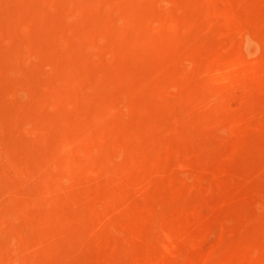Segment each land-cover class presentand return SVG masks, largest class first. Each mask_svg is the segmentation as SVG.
Returning <instances> with one entry per match:
<instances>
[{
	"label": "rangeland",
	"instance_id": "374dc122",
	"mask_svg": "<svg viewBox=\"0 0 264 264\" xmlns=\"http://www.w3.org/2000/svg\"><path fill=\"white\" fill-rule=\"evenodd\" d=\"M137 2L143 5L144 1ZM192 3L195 17L197 16L196 20L204 32L199 36L203 37L194 40L195 44L196 40L200 42L196 44L200 45H198L199 48L192 53L180 56L181 46L179 45L186 41V37L180 33L175 36L178 44L171 51L169 50L170 52L166 50V46H164L165 49H159L162 52H157L160 61L164 58L175 59L178 68V72L174 75L175 84L166 83L168 87L172 86L170 88L164 83L167 82L163 77L166 74L163 73L161 76L163 82L160 83L163 89L160 88L159 83L160 94L159 92L158 94L162 101L158 103L160 106L157 105V108H160H158L159 119L163 117L162 125L159 122L161 127L159 125L155 130L148 131L149 135L156 137L159 135L161 148L152 158L151 163L139 171L133 167L136 154L141 153L139 146L132 145L127 154H123L118 144L112 143L106 147V153H108L106 172H95L94 177L88 178L89 180L85 177L83 181L90 185H95L94 181L102 182L107 188L106 193L100 195L97 200L92 199L87 202H85L84 192L83 194L80 192L79 195H83L84 198L78 205L82 206V212L86 209L87 212L84 211L83 214L87 220L89 218V226L83 232L84 238L76 227L75 229L71 227L70 232L73 237L71 234L70 237L59 241L60 249L70 254L67 264L69 261L70 264L74 262L75 264H111V262L123 264L125 261L124 264H264V66L262 65L264 63V0H192ZM64 5V2H56L54 8L63 10ZM169 6L170 3L166 0H156L158 15L150 16V19H147V16L140 19V16L138 17L140 20L137 21L142 20L143 26L149 29L171 28L179 24L188 9L183 4L179 5L175 8L178 9L177 14L173 6ZM73 14L68 13L67 19L60 20L66 23L68 19L75 18L76 14ZM48 15L50 17L47 16L46 22L53 19L52 14ZM2 18L0 17V20ZM4 22L5 20L0 21V27L3 24L7 25L9 21ZM26 23L27 19L21 15L17 21H14L15 35H12L14 30L10 35L0 33V39L3 38L0 41V51L2 48L5 50L0 55H7L5 62L0 59V76H5V79L7 77V80L15 77L13 79L16 82L20 80V76H17L20 74L18 69L21 67L20 72L21 70L25 72L28 69L26 64L28 62L31 64L30 70L32 69L31 74L28 73L33 83L38 80L41 82L45 78L43 74L49 73L50 69L48 67L39 69L40 59L29 58L27 53L30 47L25 46L24 43L28 36L27 27H23ZM22 30L26 33L23 31V34ZM11 35L14 36L12 39L16 37L13 42L15 45L18 43L16 47L20 46L17 48V54L13 53V55L11 52L6 54L10 46L8 37ZM9 55L10 57L12 55V59L8 58ZM37 59L40 64L35 63ZM14 63H16L15 69H13ZM32 65H36L35 70ZM9 67L12 68L13 73L9 71L11 69L8 70ZM166 67L163 66L165 73L170 70ZM250 68L253 70H249ZM260 68L263 71L257 74ZM13 70L17 72L14 73ZM245 70H249L248 74H244ZM36 75L39 77L38 80ZM194 75L199 76V79L198 77L196 79ZM165 78L167 79V75ZM10 83L13 84L12 80ZM1 87L0 84V90ZM14 87L18 88V85ZM180 89H185L188 94L191 92L189 95L186 94L189 96L187 106L189 105L191 109V115L182 113L180 103L177 104L181 101V98L177 96L179 95L177 92L181 93ZM24 93L27 92L19 91V89L12 91V94L11 92L2 93V95L0 93V103L4 105L3 107L0 105V127L3 130V133H0V172L3 174L1 176L11 179L12 188L9 194L11 196L7 198L10 204L19 200L16 192L27 190L29 183L27 184L26 180L31 177L30 167L23 162L25 155L21 154L17 165L10 157L11 147L7 140L8 136L16 135L15 132L23 130L22 127H19L18 131L15 130L14 127L18 128V126H15L16 123L13 121L23 119L27 114H19V110L11 113V110L16 111L21 103L23 105L27 102L29 93L28 95ZM166 99L171 103L167 104ZM10 105H12L11 108ZM168 106L169 110L177 111H168ZM7 110L9 113L6 117L10 113L14 114L13 116L10 114L8 118V121L12 123H9L10 126L13 125L12 128L8 126L9 124L6 125L8 121L4 122L2 119V116L6 115L4 111ZM15 114L16 119H13ZM115 119L120 123L127 121L126 105L119 107ZM163 119L165 122H162ZM166 121L167 124H163ZM98 143L99 139L94 141V145ZM67 150H70L72 152L70 154L75 157L78 155L84 157L88 153L86 152L88 149L74 145L63 152L64 156L69 154ZM43 179V177L41 180L37 179L36 182L46 187L50 180L45 179V184ZM31 185L29 184L30 188L28 187L30 191L34 189ZM57 193L58 197H56ZM57 193L53 195L54 201H58L62 196L65 200L67 195L65 192ZM62 193L65 195L60 196ZM13 194L18 198L12 196ZM13 197L15 200L12 199ZM26 198H21L23 203L35 206ZM0 206L4 207V204ZM65 210L60 207L54 210L52 214L59 222H53V227L52 224L43 226L48 232L54 231L60 238L64 231L63 223L67 217ZM55 214L63 218L60 219ZM13 216H9L12 220L2 219L6 221H3L5 226L8 223L6 228L3 227L4 230L1 228L4 223H0L1 236L15 235L14 238L11 237L9 248L0 249L1 264H8L6 256L28 245L27 235H21L22 231H18L21 230L19 226L23 225L22 230L23 227H27V230L33 227L31 221H28L31 217H27L22 223ZM14 223L17 225H13ZM56 223L58 224L54 227ZM8 226H14V229H8ZM16 228L17 231H15ZM4 231L7 233L3 234ZM153 233L156 236L155 240L144 241L145 237ZM116 257L119 259L117 260ZM18 264L28 263L21 259ZM44 264L57 263L49 259Z\"/></svg>",
	"mask_w": 264,
	"mask_h": 264
},
{
	"label": "bare ground",
	"instance_id": "6f19581e",
	"mask_svg": "<svg viewBox=\"0 0 264 264\" xmlns=\"http://www.w3.org/2000/svg\"><path fill=\"white\" fill-rule=\"evenodd\" d=\"M137 1L138 0H0V17H3L2 20H5V22L6 20L9 21L7 25H1L0 33H4L3 35L12 34L15 29L14 21H17V19L23 15L24 18L27 19V23L23 27H27L26 30L28 31V36L26 35L27 41L25 40L24 42L25 46L27 45L30 47L27 53L28 56L30 59H32L31 57L40 59L41 64L38 62V59L37 62H35L40 64L39 69H44V67L50 69L49 73L46 75L43 74L45 78L41 82H39L40 80H38L39 77L37 76L40 71L39 73L37 72L38 74L36 73L38 78H35L38 80L37 82H39V84H37V82L35 83V81L33 83V79L30 76V72H32V69L30 70L31 64L28 62H26L28 69H26L25 72H23V70L20 72L21 67L18 69L20 74L17 76H20V80L16 79L17 81L15 82L13 79L15 77L8 78L7 80V77L5 79V76H0V84L2 85L0 90L1 95L7 92H11L12 94V91H18V89L19 91L27 92L24 94L28 95L29 93V96H26L28 98L27 102L23 105L21 103L22 107L19 104L20 107H18L16 111L11 110L12 112L10 111L12 105L8 108L11 113H16L19 110V114L24 113L27 115L25 118L23 117V119H16L15 114L13 119L16 120L13 121V123L15 122V126L17 125L18 128H14L18 131L20 130L19 127H22L23 130L21 132H15L17 133L16 135L8 136L7 140L11 147L10 157L17 165L18 162H20L21 154L23 156L25 155L26 158L24 157L25 160H23V162L31 169V177L29 180H26V183L30 185L32 183L34 187V189L32 188L30 191L28 189V184L26 189L29 190V192L25 189L16 192L19 200L10 204L11 202L8 203L9 201L7 198L10 194V188H12L11 179L1 176L3 174L0 172V205L4 204V207L0 206L2 208H0V220H6L7 218V220H9V218L12 220L9 216L14 215L20 222L24 223L27 217H31L28 218V221L30 220L33 225L31 230H29L30 228L28 229L29 231L26 229L27 227L25 225L26 228L23 227L22 230V223L20 224L22 226H19L21 230L16 228L15 231H22V236L27 235L28 245H24V247L20 248L17 252L13 251L11 254L8 253V255L10 254L6 256L8 264H18L21 259H24L28 264H44L49 259L54 260L57 264H67L70 254L63 251L64 249H60L59 241L71 236V227H74V229L76 227L78 232L82 234L78 235L84 238L83 232L86 231L89 226V218L87 220V217L83 214L86 209L82 212V206H80V204L78 205L84 198L82 197L83 195H79L80 192L82 194L84 192V195H87H85V202H87L92 199L97 200L100 195L106 193L107 188H105L102 182L96 183L97 181L95 182L93 180L95 183V185L93 184L94 186L88 184V182H86L87 184L83 182L85 179L89 180L92 176L94 177L95 172H106L105 168L108 155V153H106V147L115 143L120 146L123 154H127L130 152L132 145L139 146L141 148V153L136 154V161L133 163V167L139 171L143 170L145 166L147 167V165L151 163L152 158L161 148V141L158 139L159 135L158 137L149 135L148 131L155 130L156 126L161 124L163 118L161 117V119H159V107L157 108V105H159L158 103L162 101L159 96L160 92L158 91L160 85V88L163 87L161 84L163 82L161 81V76H163V73L167 75V79L165 78L166 75L163 76L164 80L167 81L164 82L165 85L170 83L173 85L175 81L174 75L178 72V68L177 62L174 61L175 59L164 58L163 61H160L157 52H162V50L159 51V49H165L164 46H166V50L171 51V49L178 44L177 40H175L177 39L175 36L181 33L186 37V41H183L184 43L179 45L181 46L179 49V52H181L179 53L180 56L192 53L199 48L198 45L200 42L197 41V38L200 39L203 37L199 36L204 32L201 29V25L196 20L197 16L195 17L192 0H166L170 3V6H173L174 10L182 4L187 6L188 10L185 12L187 14H185L184 18L182 20L179 19V24L174 23L175 25L173 27L171 26V28L162 27L160 29H149L143 26L142 20V23L141 21H137L144 16L150 19V16L156 17L158 15L157 13L159 12L156 9V0H143V5H140ZM56 2H64L65 5L63 6V10L54 8V3ZM177 10L176 13L178 14L179 12H177ZM49 13L52 14L53 19L51 18V21L46 22V20H48L47 16L50 17V15H48ZM68 13H74L76 16L70 20L68 19L66 23H63L60 19H67ZM180 14L182 15L183 13ZM138 17H140V19ZM149 27L151 28V26ZM19 30H21V28H19ZM24 30H22V33ZM12 35H15V30ZM12 35L8 37L10 46H8L9 49L6 48V54L11 52L13 55V53L17 54V48L20 46L16 47L18 43H16V45L13 43L16 37L12 39V37H14ZM195 39H197L196 44L198 42V45L194 43ZM1 40H3V38L0 39V41ZM3 49L4 48H2L0 53H4L5 50ZM24 49L27 50L28 48L24 47ZM173 53L175 52L173 51ZM9 57L10 55L8 58ZM11 57L10 59H12ZM5 58L7 60V55H0V59H2L3 62L6 61ZM12 61H10L11 65ZM16 63H14L13 69H15ZM262 65L264 66V63ZM32 66L35 70L34 66L36 67V65ZM163 66H167L170 69L169 72H163ZM167 67L166 69H168ZM251 69L252 68L249 70ZM8 70L12 72V68L9 67ZM37 70L38 69H36V71ZM248 71L245 70L244 74H248ZM262 71V68H260L257 74H261ZM7 72L6 70V73ZM15 72L17 71H14V73ZM251 72L252 71H250V73ZM257 74H255V76H257ZM13 75L14 74H12V76ZM8 76L10 75L8 74ZM197 77L199 79V76ZM11 80L13 84L10 83ZM177 82L179 83V81ZM15 85H18V88L14 87ZM175 86L176 85H174V87ZM170 87L172 86L168 88ZM182 91L184 92L185 89H180L181 93L177 92V94H179L177 96L181 98L180 102L177 100V104L179 105L180 103V111H183L182 113L191 115V109L188 107L189 105L187 106L189 96H186V94H188V91L184 93ZM189 94H191V92ZM173 102L175 103L176 99L175 101L173 100ZM168 103H171L170 100L167 104ZM163 104L165 103L163 102ZM122 105H126L128 109V119L124 123H120L115 119L116 113ZM1 106L3 107L4 105ZM8 110L6 112L4 111L6 115L4 114L5 116H2L4 122L8 121L11 114L10 113L9 116L6 117L9 113ZM168 111L177 110H169L168 106ZM18 116L17 114V117ZM166 118H168V116ZM9 121L6 125L11 122ZM162 122H165V120ZM10 124L8 126H10ZM163 124H167V121ZM161 125L159 127H161ZM2 128L4 129V127ZM2 131L0 127V133H3ZM182 136L180 137L182 138ZM97 139H99V143L94 145V141ZM74 145L80 146L83 149H88L86 151L88 153L84 157L81 155L75 157L70 154L72 153L70 150H67L68 152H66L69 154L64 156L63 152ZM86 152L84 151V153ZM84 153L82 155H84ZM42 177L44 178V183L46 181L45 179L50 180L49 185L46 187L36 182L37 179L41 180ZM68 183H70V185ZM23 191H27L28 193H23ZM57 192H65L67 194L65 200L62 198L63 196L60 197L65 194H60L59 197L64 200L63 202L59 201L60 199L54 201L55 196L53 195ZM16 195L13 194L12 196H15L17 199L18 197ZM22 197L23 199H28V201L30 200L35 206L32 207L29 202H27L29 204L23 203ZM56 197H58V193ZM12 199H14V197ZM12 199L10 200L12 201ZM86 204L90 205L89 203ZM59 207L65 208V211H67V217L64 223L62 222L64 224V231L61 234V238L54 231L48 232L43 228V226H47L53 222H59L56 221L57 219H55L52 214L54 210ZM35 209L38 210L35 211ZM88 209L91 210V208ZM57 213H59V211H57ZM3 221L0 222L4 223V225L1 226L2 230H4L3 227L6 228L8 225L7 223L5 226L6 221ZM9 223L11 222L9 221ZM15 223L13 225H17ZM57 224L58 223L54 224V227ZM7 228L14 229V226H8ZM7 231L2 233H7ZM11 233L12 232L9 234ZM14 236L12 237L11 234L12 238H14ZM11 237L8 236V234L0 237L1 250L9 248ZM71 237H73V234ZM155 237V233H153L145 237L144 241H153ZM79 239H82V237H79ZM70 244L72 245V243ZM10 250H12V248H10ZM75 255L77 256V254ZM3 257L5 256L3 255ZM118 259L119 258H117V260ZM125 260L127 259L125 258ZM120 262L122 261L120 260Z\"/></svg>",
	"mask_w": 264,
	"mask_h": 264
}]
</instances>
